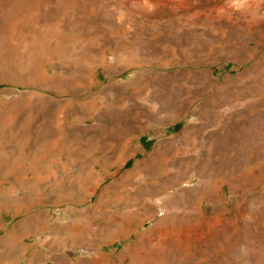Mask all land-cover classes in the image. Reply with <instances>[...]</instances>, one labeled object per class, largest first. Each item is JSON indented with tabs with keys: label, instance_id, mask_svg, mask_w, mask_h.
Returning a JSON list of instances; mask_svg holds the SVG:
<instances>
[{
	"label": "rangeland",
	"instance_id": "obj_1",
	"mask_svg": "<svg viewBox=\"0 0 264 264\" xmlns=\"http://www.w3.org/2000/svg\"><path fill=\"white\" fill-rule=\"evenodd\" d=\"M0 264H264V0H0Z\"/></svg>",
	"mask_w": 264,
	"mask_h": 264
}]
</instances>
